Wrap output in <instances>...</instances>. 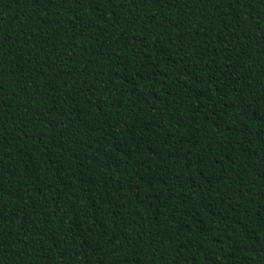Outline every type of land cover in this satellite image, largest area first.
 <instances>
[{"label":"trees","instance_id":"trees-1","mask_svg":"<svg viewBox=\"0 0 264 264\" xmlns=\"http://www.w3.org/2000/svg\"><path fill=\"white\" fill-rule=\"evenodd\" d=\"M0 264H264V0H0Z\"/></svg>","mask_w":264,"mask_h":264}]
</instances>
